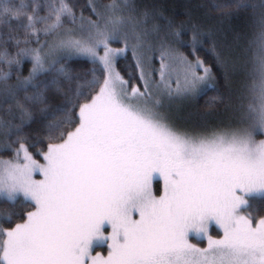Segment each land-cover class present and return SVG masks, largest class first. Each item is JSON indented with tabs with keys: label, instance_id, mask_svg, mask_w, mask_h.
I'll list each match as a JSON object with an SVG mask.
<instances>
[{
	"label": "snow or ice",
	"instance_id": "1",
	"mask_svg": "<svg viewBox=\"0 0 264 264\" xmlns=\"http://www.w3.org/2000/svg\"><path fill=\"white\" fill-rule=\"evenodd\" d=\"M195 9L0 0V264H264V0Z\"/></svg>",
	"mask_w": 264,
	"mask_h": 264
},
{
	"label": "trees",
	"instance_id": "2",
	"mask_svg": "<svg viewBox=\"0 0 264 264\" xmlns=\"http://www.w3.org/2000/svg\"><path fill=\"white\" fill-rule=\"evenodd\" d=\"M140 3L146 4V5H152L156 4L161 7H163L169 14H175L177 16H182L183 11L182 9L185 6H193L194 8V14L196 18H202L203 10L202 9H195L196 5L200 4H207L209 3V0H139ZM233 23L235 25H240L243 23V18H240L238 20H234ZM202 99L199 102V107L203 108L204 105L202 104Z\"/></svg>",
	"mask_w": 264,
	"mask_h": 264
},
{
	"label": "rangeland",
	"instance_id": "3",
	"mask_svg": "<svg viewBox=\"0 0 264 264\" xmlns=\"http://www.w3.org/2000/svg\"><path fill=\"white\" fill-rule=\"evenodd\" d=\"M202 101H203L202 104L204 105V100L202 99Z\"/></svg>",
	"mask_w": 264,
	"mask_h": 264
}]
</instances>
